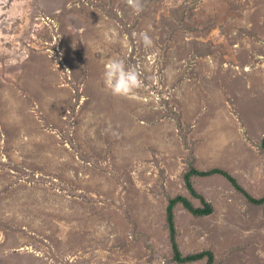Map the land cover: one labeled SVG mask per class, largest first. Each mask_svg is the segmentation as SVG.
<instances>
[{
    "label": "rangeland",
    "instance_id": "rangeland-1",
    "mask_svg": "<svg viewBox=\"0 0 264 264\" xmlns=\"http://www.w3.org/2000/svg\"><path fill=\"white\" fill-rule=\"evenodd\" d=\"M142 3L0 0V264H206L174 261L167 228L169 197L202 205L189 167L224 168L264 196L241 177L245 160L264 169V0ZM110 59L143 86L112 95ZM254 112L249 136L241 116ZM194 184L215 211L176 207L182 252L264 264V205L222 175Z\"/></svg>",
    "mask_w": 264,
    "mask_h": 264
},
{
    "label": "trees",
    "instance_id": "trees-1",
    "mask_svg": "<svg viewBox=\"0 0 264 264\" xmlns=\"http://www.w3.org/2000/svg\"><path fill=\"white\" fill-rule=\"evenodd\" d=\"M260 147L264 152V138L260 143ZM222 175L226 177L234 188L243 194L246 199L256 205H264V196L255 197L253 196L240 182L239 180L228 170L215 167L210 169H199L194 165H191L187 172L184 174V182L188 191L197 199L201 201V206H196L187 196L177 195L176 197H169V204L167 207L166 221L167 228L170 234V241L173 249V260L178 263H190L198 262L206 259V264H214L215 254L212 250H203L200 252H194L190 254H184L181 250L178 241V230L176 226V207L182 204L186 209H188L195 216H208L213 214L215 207L213 203L206 198V196L199 192L194 184V177H209L213 175Z\"/></svg>",
    "mask_w": 264,
    "mask_h": 264
},
{
    "label": "clouds",
    "instance_id": "clouds-1",
    "mask_svg": "<svg viewBox=\"0 0 264 264\" xmlns=\"http://www.w3.org/2000/svg\"><path fill=\"white\" fill-rule=\"evenodd\" d=\"M126 3L137 14L144 10L142 0H126ZM133 36L138 37V41L142 43L145 49L151 48L154 44L152 37L146 31L133 33ZM102 79L105 87L114 96H130L143 86L140 71L135 66H126L123 59L108 60ZM105 131H111V128Z\"/></svg>",
    "mask_w": 264,
    "mask_h": 264
},
{
    "label": "crops",
    "instance_id": "crops-1",
    "mask_svg": "<svg viewBox=\"0 0 264 264\" xmlns=\"http://www.w3.org/2000/svg\"><path fill=\"white\" fill-rule=\"evenodd\" d=\"M184 111L185 112H184V115L182 117V119H184L183 121L193 122L194 123L196 121L194 119V114L190 115L186 109ZM215 114L217 115L216 112H210L209 113V115H211V116H214ZM256 114H257V112H254V113H248L247 116H241V117H244L246 119V121H247V129H248V132H249L248 133L249 136H253V134H254V130H253V127H251V125H250L249 119L255 117ZM234 116L239 117L237 114L234 115ZM202 122H205V121H202ZM249 141L252 142V140L248 138V142ZM251 142L249 144H252ZM212 154L213 153L211 151H207V150H203V149L195 151V155L196 156H209V155L211 156ZM244 162H245V166H244L243 170L241 171V174H242L241 177H244V175L248 176L249 172H251V173H253V178L256 180L254 185L255 186H264V169L262 168V166H260L258 164H254L251 161L246 162V160H245ZM259 164H262V163H259ZM247 165H250V166L247 167ZM249 175H251V174H249ZM195 178L196 177H194L193 180H195ZM203 217L207 218V217H209V215L208 216H203ZM194 218H195V216H194Z\"/></svg>",
    "mask_w": 264,
    "mask_h": 264
},
{
    "label": "bare ground",
    "instance_id": "bare-ground-1",
    "mask_svg": "<svg viewBox=\"0 0 264 264\" xmlns=\"http://www.w3.org/2000/svg\"><path fill=\"white\" fill-rule=\"evenodd\" d=\"M79 50L81 51V50H82V48H80V47H79ZM39 127H40V126H39ZM36 129H37V128H36ZM37 135H38V134H37Z\"/></svg>",
    "mask_w": 264,
    "mask_h": 264
}]
</instances>
